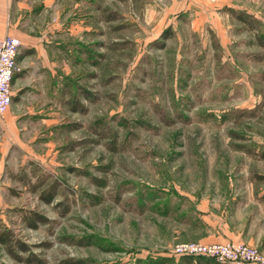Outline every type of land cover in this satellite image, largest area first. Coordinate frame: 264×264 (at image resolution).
I'll return each instance as SVG.
<instances>
[{
	"label": "rangeland",
	"instance_id": "374dc122",
	"mask_svg": "<svg viewBox=\"0 0 264 264\" xmlns=\"http://www.w3.org/2000/svg\"><path fill=\"white\" fill-rule=\"evenodd\" d=\"M50 2L71 71L13 98L40 113L4 160L0 264H181L187 243L264 255V0Z\"/></svg>",
	"mask_w": 264,
	"mask_h": 264
},
{
	"label": "crops",
	"instance_id": "0c3cea01",
	"mask_svg": "<svg viewBox=\"0 0 264 264\" xmlns=\"http://www.w3.org/2000/svg\"><path fill=\"white\" fill-rule=\"evenodd\" d=\"M50 1L0 0V41L10 36L21 42L17 71L11 81V104L0 117V176L6 170L4 160L15 155L17 149L24 152L26 145L19 141L23 135L18 127L22 115L40 113V107L12 108L13 98L39 100L56 93L71 71L68 62L59 60V53L67 51L66 30L57 21L59 13L51 19Z\"/></svg>",
	"mask_w": 264,
	"mask_h": 264
},
{
	"label": "built area",
	"instance_id": "2783aa9c",
	"mask_svg": "<svg viewBox=\"0 0 264 264\" xmlns=\"http://www.w3.org/2000/svg\"><path fill=\"white\" fill-rule=\"evenodd\" d=\"M21 42L6 36L0 41V117H3L11 104V81L17 71L16 57ZM177 257L204 256L219 264H264V255L244 243H187L171 249Z\"/></svg>",
	"mask_w": 264,
	"mask_h": 264
},
{
	"label": "trees",
	"instance_id": "16d2710c",
	"mask_svg": "<svg viewBox=\"0 0 264 264\" xmlns=\"http://www.w3.org/2000/svg\"><path fill=\"white\" fill-rule=\"evenodd\" d=\"M236 17H238L243 23H247L250 25V22H248V18L247 16H243L242 14H237L235 13ZM51 195V194H50ZM9 233H5V234H0V240L2 242H9L11 241V237L8 235ZM9 240V241H8ZM183 260V261H182ZM182 263L181 264H215L213 263L214 260L213 259H210L211 261L209 260H204V259H198V260H195L193 259L192 257L190 256H185V259H182ZM203 261V262H202ZM213 261V262H212ZM195 262V263H194ZM36 264H40L39 262H34Z\"/></svg>",
	"mask_w": 264,
	"mask_h": 264
}]
</instances>
